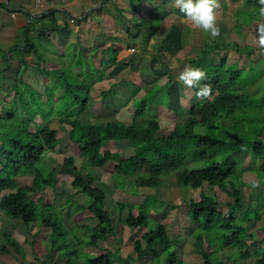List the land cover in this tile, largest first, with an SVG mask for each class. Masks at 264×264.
I'll list each match as a JSON object with an SVG mask.
<instances>
[{
    "label": "trees",
    "instance_id": "trees-1",
    "mask_svg": "<svg viewBox=\"0 0 264 264\" xmlns=\"http://www.w3.org/2000/svg\"><path fill=\"white\" fill-rule=\"evenodd\" d=\"M13 2L14 0H0V10L9 12L14 10ZM102 3L103 0L101 6ZM246 3L252 8L261 6L260 0H246ZM19 12L25 15L20 26V35L15 37L13 44L7 48L0 45V86L1 81L7 79L6 72L14 59L19 61L21 72L31 67L37 69L44 77L49 75L56 77L53 84H49L51 88L44 82L42 93L25 82L19 73L8 92L3 94V97L9 101L10 107L0 109L2 156L0 211L11 218L20 220L27 227L36 224L39 230H46L48 233L46 238L38 241L35 238L37 234H34L32 238L35 247L34 255H40L42 250L50 255L54 252H57L58 256L63 255L66 259L62 264H112L109 250H104L97 255H89L78 248V244L95 245L98 239L105 238L113 231L111 217L105 208L106 192L103 189L94 186L91 180L86 181L81 177H75L71 181V186L86 196L85 203L81 205L76 204L71 198L76 204L75 210H87L96 219V225L93 227L81 225L92 230L93 236L88 237H80L73 228H67L54 204L42 200L41 193L46 187L54 189L58 184V172L54 168H40L44 153L57 151L61 143L58 130L46 123L50 118L56 117L61 131L65 130V125L69 126L70 149L67 154L65 153L63 160V164L68 168H73L75 157L82 160L81 168L88 166L103 168L110 162H114L116 181L123 183L130 181L129 183H134L136 187L157 189L162 185V176L173 174L175 184L181 187L201 190L206 186L211 191L213 188L224 191L232 199L230 203H227V214L221 211V202L204 190L199 192L198 199H190L187 205L188 217L197 231L194 244L201 251L204 264H220L219 261H215L211 253L206 251L212 247H215L217 251L221 249L231 251L235 247L238 249V256L251 255L256 258L253 264H264V247L260 249L256 244L252 250H248L250 245L248 240L252 241L254 235L248 231V228L237 222L238 218L242 217L237 215L235 209L241 210L243 207L241 202L243 181L242 173L238 170L237 162L233 157L237 151L249 147L252 155L261 160L260 170L264 172V143L259 140L262 128H258L252 136L248 133L246 136L245 134L232 136L231 132L215 131L220 128V124L224 125L229 121L237 123L239 120L237 113L250 101L249 94L242 91L245 86L241 84V69L231 66L227 53L233 49L239 55L246 51V54L250 56L251 48L246 45L240 46L237 42L230 40L228 44L225 43L227 44L226 52L220 53V50L216 49L220 47L219 41L204 43L202 55L211 57L213 53L220 54L219 56L217 53L219 57L217 62L211 61L208 66L206 65L207 68H204L207 80H204L203 84L210 85V95L199 97L196 95L197 88L192 87L194 96L198 100L189 103L188 107H178L173 110L175 116L173 126L167 133L161 132L156 113L146 110L151 104V98L153 103H159L154 99L156 94L151 95L154 85L148 90H142L135 85L133 98L130 100L133 117L129 124L114 120L106 123L83 122L76 118V115L82 113L87 106L90 84L85 79L70 80L63 73H53V63L44 56L49 49L48 45L53 42L49 38L50 31L63 30L67 24L63 20H60L62 23L59 22L56 16L57 10H47L39 15L32 14L29 9L23 11L20 9ZM236 13L237 11L234 16ZM107 36L111 44L115 41L118 46L112 45L113 54L109 60L102 58L100 62L102 67H99L102 77L95 79L89 73L90 79L95 82L104 80L103 66L105 64L111 66L120 61L118 54L122 51V46L118 42V37L111 34ZM178 37L180 39L182 36L179 34ZM179 42L182 45L181 39ZM5 50L6 53L3 54ZM30 53L34 56L33 61L27 59ZM5 55L8 58V64L3 67ZM156 56L160 64L168 68L161 56L159 54ZM196 62L201 65L203 58L196 56L194 60L189 61V66ZM130 65L133 69L134 65ZM209 66H213L212 69H209ZM171 83L169 78L167 82L159 85V89L167 98L166 104L171 94L168 90ZM157 84L159 83L155 85ZM55 86L63 87L58 99H54L52 91ZM76 91L79 95L75 93ZM83 91L85 93H82ZM139 92L144 96L137 95ZM101 95L103 99H107L108 89L102 90ZM16 104L20 105L21 110ZM114 110L118 111V108ZM36 116H40L41 120L37 121ZM199 128L203 129V132L198 131ZM233 128L236 130L235 126ZM110 140L128 141L133 153L123 156L108 148L102 150V147H105ZM210 152L213 154L210 155ZM23 177H30L29 184H20ZM127 178L133 179L128 181ZM33 194H38L37 199L32 197ZM149 198L136 204L118 201L116 203L117 222H122L130 229L138 231L139 236L133 242L136 257L145 259L148 255L150 260L140 264H181L177 253L171 250L172 241L164 224L152 221L149 206L146 203ZM124 211L126 213L122 216ZM249 221L251 220L248 219ZM214 230L220 232L218 233L220 245H205L204 238H208ZM202 246L207 248L202 249ZM12 248L24 257V249L20 242L11 234L0 231V254H9ZM124 264H132L131 258H125Z\"/></svg>",
    "mask_w": 264,
    "mask_h": 264
},
{
    "label": "rangeland",
    "instance_id": "rangeland-1",
    "mask_svg": "<svg viewBox=\"0 0 264 264\" xmlns=\"http://www.w3.org/2000/svg\"><path fill=\"white\" fill-rule=\"evenodd\" d=\"M159 3L161 2L159 1ZM12 5H14V3H12ZM175 7L176 8L173 10L176 12L180 11L177 10L178 6L176 4ZM148 8L147 12L145 11L144 13L148 16V11L151 10L150 15L152 17V11L154 12L156 8H154V4L151 3H149ZM166 9L167 12H171L170 6H166ZM159 11L161 12V10ZM215 11L217 23L221 28V34L215 38L211 37L209 33L204 32L191 20H188L183 13L182 15L176 14V17H182V24L185 26L182 27L183 30L181 33L149 31L145 34V37L141 38L143 32H136L132 34L134 38L132 39L127 33L118 32L115 36L118 37V42L120 46H122V51L118 54L120 61L111 66L107 64L103 66L105 68L104 80L100 82H95L93 79H90L89 73H91L95 79H98L100 76L102 77V71L99 69V67H102L100 62L102 58L109 60L113 54L112 45L115 44V41L113 44L108 41L103 43L102 40L99 42L101 35L103 36L101 31L97 33H87L89 36L96 34L94 36L95 41L93 40L88 43L81 37V35H83L82 33L75 32V29H77L76 24L71 23L73 26L70 25L69 33H67L68 35L66 36L71 42L61 39V41L57 43L53 40L54 42L48 45L49 49L44 53V56L53 63V73H63V75L67 76L70 80H75L77 78L80 80L85 79L90 84L87 106L82 113L76 115V118L81 119L83 122L92 121L93 123H106L114 120L129 124L133 117V109L130 100L133 98L132 93L135 90V85L141 87L142 90H148L154 85L151 95L155 93L154 99L159 103H153L151 98V104L148 105L146 110L156 113L160 122L161 132L167 133L173 126V120L175 118L173 110L178 107H188L189 103L198 100V98L194 96L192 87L185 85L177 79L179 73L184 70L185 66H189V61L194 60L196 56L202 57L203 63L199 65V63L196 62L192 64V66H198L203 69L207 68L211 61L215 63L219 59V57H217V51V53L211 54V57L202 55L201 51L204 43L206 41L212 43L213 40L219 41L220 47L216 49L220 50V53L226 52V45L230 40L237 42L240 46L246 45V47L251 48L252 54L250 56L246 54V51H240V53H242L239 55L237 52H234L233 49L228 51L227 56L229 57V63H232V65H229L233 68L236 67L241 69V84L243 87L245 86V89H242V91L249 94L250 101L243 110L237 113L239 119L237 123L229 121L224 125L220 124V128L215 129V131L221 130L227 133L231 132L232 136L244 134L246 136L247 133L252 136L255 131L261 127L262 130L259 140L264 143V44L260 43L257 32V26L264 25V17L259 15L258 7H249L246 0H219ZM236 11L237 13L234 16ZM58 18L59 22L62 23L60 21L62 17L58 16ZM175 19V16H172V18H169V16L162 17L161 29H166L170 22L172 23L177 20ZM15 20L13 19V21ZM153 21L155 25L158 26L161 23V17L154 18ZM11 24L13 27L14 23ZM88 24L92 26L93 23L89 22ZM83 26L85 27L86 25L83 24ZM1 28L2 25L0 24V30ZM77 30L83 31V29ZM151 30L154 29L151 28ZM179 34L182 36L180 38L182 47H180ZM17 35V32L9 33L8 29L6 32H1L0 45L7 48V46L13 44ZM168 36L169 39H175L178 42L177 45L173 47L170 46L167 41L169 40ZM97 37H100L98 41ZM126 37L128 39L126 42H131L132 44H127L123 41ZM226 42L227 44L225 45ZM101 43L102 46L100 45ZM115 46L118 45L115 44ZM129 47H132L133 50H129L131 49ZM249 48L245 49L248 50ZM5 53L6 50L3 54ZM62 54H65V56H62ZM156 54L161 56L168 65V68L160 64V60ZM33 58L34 56L32 53L27 55L29 61H33ZM7 60L8 58L5 55L2 64L3 67L8 64ZM110 62L112 61L110 60ZM124 62H126V64H124ZM130 64L134 65L133 69ZM76 67L79 68L76 69ZM212 67L213 66H209L208 68L212 69ZM20 70L21 65L19 61L16 59L11 61L10 68L6 72L7 79L1 81L0 102L2 104L0 103V109H8L10 107L9 101L3 97V94L8 92L10 85L19 73H21L22 79L25 82L36 87L42 93L44 92V82L48 83L46 85L51 88L49 84H53L56 78L52 75L44 77L37 69L31 67L22 70V72ZM169 78L172 81L168 87L171 94L166 104L167 98L165 97V93L161 92L159 89V85L167 82ZM204 80L206 81L207 78ZM204 80L200 82L199 87L205 85L203 84ZM156 83L159 84L155 85ZM58 84L60 85V81ZM62 88V86H55V88H52L54 99L60 98ZM107 89L108 98L103 99L101 91ZM22 90L25 92L23 87ZM75 93L79 95L78 91ZM82 93H85V91ZM140 94L141 96L143 95L141 92L137 95ZM56 103L55 101V104ZM16 106H18L19 109L21 108L19 104H16ZM115 108H118V111H115ZM40 118V116H36L37 121H40ZM46 123L58 130V134L61 136V143L57 151H46L42 156L40 168H54L58 172L57 186H55L54 189L47 186L44 192L41 193L42 200L54 204L56 211L61 215L67 228H73L80 237H88L93 236L92 230L87 227H82L81 225L93 227L96 225V219L87 210H75L76 208L74 207L76 204L81 205L85 203L86 196L81 191H76L73 186H71V181L75 177H81L86 181L91 180L94 186L106 192L105 208L111 217L113 231L105 238L98 239L95 245L78 244L79 249L89 255H97L104 250H109L111 252L112 264H124V259L128 257L131 258L132 264H140L145 260L150 262L148 255H146L145 259H138L136 257L133 242L134 239L139 236L138 231L130 229L122 222L118 223L116 210V203L118 201L136 204L150 197L147 199L146 203L149 206L148 208L151 213L150 216L152 221H158L164 224L172 241L171 250L177 253V257L181 260V264H204L201 251L194 244L197 231L188 217L187 205L190 199H198L199 192L204 190L221 202V211L227 214V203H230L232 199L224 191L218 188H213L211 191L208 190L206 186L201 190L200 188L193 190L189 187H181L175 184L173 174L162 176V185L157 189L136 187L134 183H129V180L132 181L133 178H127L129 181L128 183L116 181L114 162H110L103 168L92 166L81 168V166H83L82 160L75 157L73 168H68L63 164V160L65 158V153L67 154L68 149H70L69 126L65 125V130L61 131V129H59V120L56 117L50 118ZM215 124L217 125V122ZM233 126L236 127V130ZM197 130L203 132V129L199 128ZM105 148L115 152L117 151L123 156H129L133 153L132 146L128 141L110 140L105 147H102V150ZM212 154L213 153L210 152V155ZM233 157H235L237 162L238 170L242 173L243 181L241 186V202L243 203V207L241 210L235 209L237 215L242 217L241 219L237 217V222L248 228V231L252 232L254 235L252 241L248 240L250 242L248 250H252L256 244L258 248L262 249L264 247V172L260 170L262 162L259 158L252 155L249 147L237 151L234 153ZM1 159L0 149V160ZM254 179L259 181L258 187L252 185L251 181ZM29 182L30 177H23L20 180V184L22 185L29 184ZM37 196L38 194L32 195L34 199H37ZM71 198L74 199L76 204L73 203ZM125 213L124 211L122 216H124ZM134 213H136V211H134ZM248 219L251 221L248 222ZM77 226H79V228H77ZM0 231L14 236L22 245L25 254L24 257H21L15 249L12 248L9 254H0V264H62L66 259L63 255L58 256L57 252L50 255L42 250L40 255H34L33 249H35V247L32 242L34 234H37L35 238L38 241L42 240V238H46L48 235L46 230H39L36 224L27 227L20 220L11 218L0 211ZM218 233L220 232L214 230V232L210 233L208 238L203 237L205 245L219 246L220 239ZM202 247V249L207 248L206 246ZM206 251L211 253V256L215 257V261H219L220 264H253L256 259L251 255L247 257L238 256L239 252L235 247H233L231 251H228V249L217 251L215 247L208 248Z\"/></svg>",
    "mask_w": 264,
    "mask_h": 264
},
{
    "label": "crops",
    "instance_id": "crops-1",
    "mask_svg": "<svg viewBox=\"0 0 264 264\" xmlns=\"http://www.w3.org/2000/svg\"><path fill=\"white\" fill-rule=\"evenodd\" d=\"M101 1L102 0H14V7L12 9H21L22 11L24 9H29L32 14L38 15L47 12V10H57L56 16L62 17L61 20L67 24V27L63 30L50 31L49 38L57 43H59L61 39L70 41L66 36L68 35L67 33H69V28L73 26L71 23L76 24L77 29H83V31L75 29V32L82 33L83 35H81V37L88 43L93 40L95 41L94 36L96 34L89 36L87 33H97L101 31L103 36L100 34L101 39L97 37V41L100 39L99 42L102 40V42L105 43L106 41L110 42L107 38L109 36L107 35L111 34L115 36L118 32L127 33L134 39L132 34L136 32H143V36H141V38H143L149 31L181 33L183 30L182 27H185L182 24V17H176V14L182 15V12L173 10L176 8L175 0H103L102 6ZM159 1L161 3H159ZM149 3L154 4V8H156L154 12L152 11V17L150 15L151 10L148 11V16L144 13L149 9ZM166 6L171 7V12H167ZM159 10H161V12ZM177 10H180L179 7ZM24 16L23 13L18 12L16 17L12 18L10 17L9 11L0 10V24L2 25L0 33L6 32L8 29L9 33L17 32V36H19L21 33L20 26L22 25ZM165 16H169V18L175 16L177 20L175 19L176 21L170 22L166 29H161L162 17ZM158 17H161V23L156 26L153 20ZM13 19L16 20L13 21ZM89 22L93 23L92 26H89ZM11 23H14L13 27ZM83 24L86 26L84 27ZM151 28L154 30H151ZM123 41L127 44H132L131 42H126L128 41L127 37L124 38ZM167 41L172 47L178 43L175 39H169ZM100 45L102 46V43ZM180 47H182V45H180Z\"/></svg>",
    "mask_w": 264,
    "mask_h": 264
},
{
    "label": "clouds",
    "instance_id": "clouds-1",
    "mask_svg": "<svg viewBox=\"0 0 264 264\" xmlns=\"http://www.w3.org/2000/svg\"><path fill=\"white\" fill-rule=\"evenodd\" d=\"M219 0H175V4L179 7L184 16L191 20L196 26L204 32L209 33L215 38L221 34V28L217 23V15L215 9ZM259 15L264 17V0H260ZM260 43L264 44V25L257 26ZM207 78L206 71L201 67L185 66L177 79L189 87H196V95L199 97H207L210 95V85L199 87L200 82ZM254 187L259 186L258 180H252Z\"/></svg>",
    "mask_w": 264,
    "mask_h": 264
},
{
    "label": "built area",
    "instance_id": "built-area-1",
    "mask_svg": "<svg viewBox=\"0 0 264 264\" xmlns=\"http://www.w3.org/2000/svg\"><path fill=\"white\" fill-rule=\"evenodd\" d=\"M19 11H20V10H11V11H10V16H11L12 18H15L16 15H17V13H18ZM130 50H133V48H131Z\"/></svg>",
    "mask_w": 264,
    "mask_h": 264
}]
</instances>
